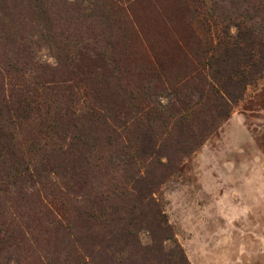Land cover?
<instances>
[{
	"label": "rangeland",
	"instance_id": "1",
	"mask_svg": "<svg viewBox=\"0 0 264 264\" xmlns=\"http://www.w3.org/2000/svg\"><path fill=\"white\" fill-rule=\"evenodd\" d=\"M185 1L95 0L94 18L85 8L86 0H0V91H6L4 97L10 96L7 99L15 109L11 115L0 110V120H27L14 124L13 143L19 156L35 165L34 150L53 142L52 133L46 139L40 132V120H85L78 119L82 114L88 120H134L140 90L144 86L146 93L153 90L154 82L149 80L161 75L181 85L193 76L197 61L190 45L195 26ZM250 2L249 8L248 0H207L205 6L231 18L216 17L219 25L264 29V6L254 8V0ZM49 25L68 36L72 46L78 43L66 52L67 57L73 55L71 63L65 57L59 61L58 51L46 44H36L37 34L30 29ZM81 42L91 52L78 55L74 50ZM59 66L60 72L72 71L84 78L88 99L79 87L73 88L72 99L66 97L69 92L64 97L41 95L34 83L49 79ZM69 106L74 116H65ZM21 107L25 108L19 115ZM99 148L106 151L107 146ZM123 176L109 172L100 179L103 190L118 193ZM152 197L186 264H264V81L246 89L229 118ZM4 211L8 216L17 213L10 207ZM140 242L149 247L150 238L141 234ZM57 250L52 243L39 244L26 263L63 262L66 256ZM127 255L112 258L107 253L101 263L121 264ZM5 257L0 255V264L7 263ZM23 258L17 260L26 264ZM139 260L135 250V264Z\"/></svg>",
	"mask_w": 264,
	"mask_h": 264
},
{
	"label": "trees",
	"instance_id": "2",
	"mask_svg": "<svg viewBox=\"0 0 264 264\" xmlns=\"http://www.w3.org/2000/svg\"><path fill=\"white\" fill-rule=\"evenodd\" d=\"M206 1H185L195 26L190 45L197 61L193 76L181 85L161 75L149 80L154 82L153 90L146 93L145 86L140 90L134 120H88L83 114L78 119L85 120H40V132L46 139L52 133L54 140L34 150L38 160L32 166L13 143L14 124L27 120H0V207L4 205L0 227L7 226L0 230V255L6 256L2 259L6 264H21L17 259L23 256L26 263L35 247L50 243L66 256L63 262L51 264H102L107 253L115 258L125 252L128 255L120 263L135 264V250L139 264H186L152 195L229 118L231 107L243 99L246 89L264 81V29L240 23L219 25L216 17L231 18L207 8ZM248 1L247 8L253 5ZM85 4L97 18L95 0ZM254 4L261 8L264 0ZM30 31L37 34V45L46 44L58 51L59 61L65 57L71 63L73 55L67 57L66 52L78 43L72 46L68 36L50 25ZM74 51L91 52L83 42ZM58 68L49 79L34 83L41 95L64 97L69 92L66 97L72 99L73 88L79 87L88 99L84 78ZM5 94L0 91V110L11 115L15 109ZM24 108L17 109L19 115ZM69 110L70 106L65 116H74ZM100 144L107 146L106 151ZM109 172L124 174L118 193L103 190L100 179ZM5 207L17 213L8 216ZM141 234L150 238L149 247L141 245Z\"/></svg>",
	"mask_w": 264,
	"mask_h": 264
}]
</instances>
